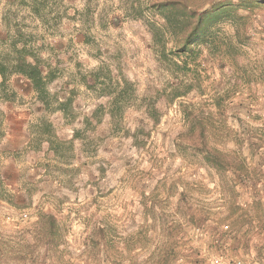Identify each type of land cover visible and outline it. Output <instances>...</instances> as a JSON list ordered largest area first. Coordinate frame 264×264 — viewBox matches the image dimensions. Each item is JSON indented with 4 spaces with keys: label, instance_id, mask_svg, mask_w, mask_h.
Wrapping results in <instances>:
<instances>
[{
    "label": "rangeland",
    "instance_id": "374dc122",
    "mask_svg": "<svg viewBox=\"0 0 264 264\" xmlns=\"http://www.w3.org/2000/svg\"><path fill=\"white\" fill-rule=\"evenodd\" d=\"M239 1L0 0V64L51 78L0 84L37 163L0 263L264 264V0L177 50L190 12Z\"/></svg>",
    "mask_w": 264,
    "mask_h": 264
},
{
    "label": "crops",
    "instance_id": "0c3cea01",
    "mask_svg": "<svg viewBox=\"0 0 264 264\" xmlns=\"http://www.w3.org/2000/svg\"><path fill=\"white\" fill-rule=\"evenodd\" d=\"M20 92L0 96V240L15 225L12 213L31 200V170L37 165L32 161L30 108L13 98L23 94ZM2 251L0 246V254Z\"/></svg>",
    "mask_w": 264,
    "mask_h": 264
},
{
    "label": "trees",
    "instance_id": "16d2710c",
    "mask_svg": "<svg viewBox=\"0 0 264 264\" xmlns=\"http://www.w3.org/2000/svg\"><path fill=\"white\" fill-rule=\"evenodd\" d=\"M247 0H241L238 3H227V4H221L218 6H214L211 9L205 10L202 13H199L198 15H195V13L190 12L191 17L196 16V21L193 24L192 28L188 33L185 35H182L179 39L180 47L177 49L180 52L186 53V54H192L194 48L191 47L192 44H194L197 39H201L199 41H205V37H207L210 34L209 27L214 24L216 21H218L222 16H231V13L233 11V7L235 6H241L246 5L245 3ZM178 2L177 1H169L168 3H161L160 6L163 8H172L177 9L178 8ZM232 44L231 41L228 43H224L223 45ZM21 56V55H20ZM225 54L220 53L218 57L222 60ZM9 70V73L16 74L18 76H22L24 78L28 85H30L31 89L40 92L45 93V84L50 81V77L48 74H44L43 71L39 68V66L36 63H30L26 62L25 59H22L21 57H18L16 61L10 66L8 69L7 66L0 64V84L4 85L6 80V74L5 72ZM176 96H180V93H178ZM206 157L205 160L210 161L211 163L218 164L219 158L222 156V153L218 150L215 151V153H212V150L206 149ZM214 151V150H213ZM49 222L51 225L54 224L55 218L51 215L48 216ZM162 253V255L166 254ZM166 256L162 258L161 263H164L166 261Z\"/></svg>",
    "mask_w": 264,
    "mask_h": 264
},
{
    "label": "built area",
    "instance_id": "2783aa9c",
    "mask_svg": "<svg viewBox=\"0 0 264 264\" xmlns=\"http://www.w3.org/2000/svg\"><path fill=\"white\" fill-rule=\"evenodd\" d=\"M207 264H243L240 260L227 261L220 257H214Z\"/></svg>",
    "mask_w": 264,
    "mask_h": 264
}]
</instances>
